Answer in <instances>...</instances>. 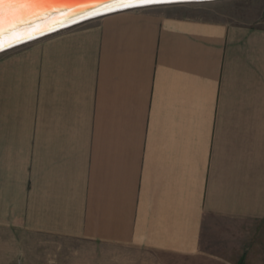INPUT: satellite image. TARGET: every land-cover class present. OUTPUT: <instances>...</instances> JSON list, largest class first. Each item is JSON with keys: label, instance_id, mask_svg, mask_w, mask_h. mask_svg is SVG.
Listing matches in <instances>:
<instances>
[{"label": "crops", "instance_id": "1", "mask_svg": "<svg viewBox=\"0 0 264 264\" xmlns=\"http://www.w3.org/2000/svg\"><path fill=\"white\" fill-rule=\"evenodd\" d=\"M174 8L0 53V264H264V0Z\"/></svg>", "mask_w": 264, "mask_h": 264}, {"label": "water", "instance_id": "2", "mask_svg": "<svg viewBox=\"0 0 264 264\" xmlns=\"http://www.w3.org/2000/svg\"><path fill=\"white\" fill-rule=\"evenodd\" d=\"M212 1L218 0H165V2L161 3L105 11L101 5L103 3L109 2V0H38V2L44 4L45 7L34 9L26 13L16 29L17 31H33V38L22 40L19 43H14L11 47H7L4 50L0 51V53L35 41L44 36L51 35L63 29L81 24L91 19H95L119 11L145 7L187 3H204ZM41 29H43L42 33L40 31Z\"/></svg>", "mask_w": 264, "mask_h": 264}, {"label": "rangeland", "instance_id": "3", "mask_svg": "<svg viewBox=\"0 0 264 264\" xmlns=\"http://www.w3.org/2000/svg\"><path fill=\"white\" fill-rule=\"evenodd\" d=\"M250 1L251 0H218L204 3L177 4L175 5L176 8H174V12L195 18L239 22L244 20L245 7ZM74 246L79 247L77 244ZM48 249V252L38 255V257L33 253L29 259H18L13 261V264H67L69 261L71 262L73 260L67 255L69 249L68 245H63L62 243L59 245H49ZM59 251H63L64 253Z\"/></svg>", "mask_w": 264, "mask_h": 264}, {"label": "snow or ice", "instance_id": "4", "mask_svg": "<svg viewBox=\"0 0 264 264\" xmlns=\"http://www.w3.org/2000/svg\"><path fill=\"white\" fill-rule=\"evenodd\" d=\"M161 2L165 0H109L101 6L105 11H112ZM43 7L45 5L38 0H0V51L14 43L33 38V31L16 29L26 13ZM40 31L42 33L43 29Z\"/></svg>", "mask_w": 264, "mask_h": 264}]
</instances>
